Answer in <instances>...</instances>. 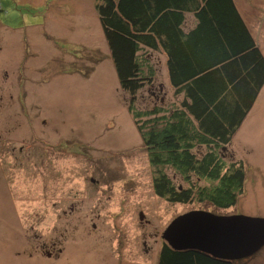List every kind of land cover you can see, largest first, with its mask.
Here are the masks:
<instances>
[{
  "label": "rangeland",
  "instance_id": "obj_1",
  "mask_svg": "<svg viewBox=\"0 0 264 264\" xmlns=\"http://www.w3.org/2000/svg\"><path fill=\"white\" fill-rule=\"evenodd\" d=\"M96 2L0 0V20L9 25L6 33L13 29L14 34H8L11 38L6 37L8 47L14 46V36L20 43V37L26 33L32 38V42L29 41L31 48L32 43L36 45L32 50H38L35 57H30L29 64L33 68L38 67L32 59L42 58L43 68L31 77L28 84L33 87L31 92L26 88V94L42 98L43 90L44 103L40 100L39 104L57 114L62 130H66L69 124L66 133L70 135L65 136L72 138L74 143V162L85 159L96 169V173L99 169L105 172L102 178L98 177L101 188H105L108 195L103 221L107 237L102 244L111 243L112 250H115L114 233L120 229L122 257L118 264H155L163 244L162 231L180 214L205 210L218 215L264 217V91L247 118L248 125L243 126L232 142L220 151L226 162L240 160L246 170L244 191L238 196L236 206L220 209L198 202L194 196L195 187L212 186L211 183L202 180L197 171L184 175L172 165H164V173L175 189L179 185L182 189H189L193 199L188 203L166 202L153 191L152 178L156 171H152L141 135L129 113L130 98L119 85L95 8ZM234 2L242 20H248L246 24L264 56V0ZM186 17L189 22L194 18L193 13H187ZM146 51L156 74L151 83L138 91L136 105L139 110L160 107L165 111L160 115L167 116L172 106L179 105L182 93H178L169 82L164 53L161 50ZM5 83L3 94H16L14 78L10 77ZM35 100V97L31 98V101ZM15 132L5 133L3 128L0 129L4 144H10L8 148L24 147V156L16 157L11 151L0 153V165H18L11 164L16 160L23 162V168L0 167V264H107L100 248L92 244L86 247L88 240L84 241V233L78 231L82 225L78 224V220L83 222L84 217L70 221L67 231L64 222H59L51 214L55 208L50 206L52 200L45 201L44 198L46 193H51L49 188L55 176L57 179L53 185L61 184L68 178L75 182L82 180L77 163L75 172L64 167L65 156L55 170L46 163L40 166L36 149L29 150L26 140L14 141ZM205 152L204 146L193 149L197 158ZM127 167L131 171L128 175ZM65 169L71 172L67 174ZM13 183H19V186L10 188ZM132 195L129 207L120 213L121 204L124 207ZM16 197L20 200L18 208L21 216L12 206L11 201ZM138 209L143 210L144 218L155 225L153 233H158V236L148 240V245L152 247L149 251L140 241L137 249L131 251V240L136 232L134 224L140 223ZM72 235L73 242L79 238L80 244L72 243L73 249H67L59 259L44 258L47 250L52 251L53 256L61 254L57 249L63 243L71 242ZM53 242L57 243L56 249L51 246ZM41 243H44L42 255L36 249V245ZM236 264H264V246L253 255L236 261Z\"/></svg>",
  "mask_w": 264,
  "mask_h": 264
},
{
  "label": "trees",
  "instance_id": "obj_2",
  "mask_svg": "<svg viewBox=\"0 0 264 264\" xmlns=\"http://www.w3.org/2000/svg\"><path fill=\"white\" fill-rule=\"evenodd\" d=\"M95 8L119 85L130 98L129 113L148 162L156 167V194L171 202L193 199L189 189L181 185L175 189L165 177L163 166L172 165L184 175L197 171L211 183L195 187L198 202L220 209L236 206L244 191L246 170L240 160L226 162L220 151L232 142L264 85V56L234 0H97ZM187 13H193L195 23L190 24ZM233 48H244L254 64L252 84L243 88L247 101L240 111L224 99L225 92H238L242 85L229 86L235 68L229 66L227 52ZM146 50L164 53L169 82L182 93L179 105L172 106L167 116L160 115L165 112L160 107L139 110L136 105L138 91L156 74ZM197 146L206 149L200 158L193 153ZM156 264L236 261L194 250L175 251L163 243Z\"/></svg>",
  "mask_w": 264,
  "mask_h": 264
},
{
  "label": "flooded vegetation",
  "instance_id": "obj_3",
  "mask_svg": "<svg viewBox=\"0 0 264 264\" xmlns=\"http://www.w3.org/2000/svg\"><path fill=\"white\" fill-rule=\"evenodd\" d=\"M8 28L9 25L0 20V129L3 128L5 130V133H13L16 131V138L14 139V141L26 140L29 150L36 149L37 160L40 166L46 163L55 170L59 167L60 163L64 161L65 156L66 159L63 162L64 167H67L75 172L77 163V167L81 169V171L78 173L82 174V180H78L77 182H75L73 179L68 178L61 184L55 183L53 185V183L57 179V176H55L54 182L51 181V187L49 188L51 190V193H46V196H44L45 201L52 200L50 202V206H53L55 208L53 209V211H51V214L56 216L59 219V222H64L67 227V231L70 221L77 218L80 219V216H83V222L78 220V224H82L78 231L84 233V241L88 240V242L86 243V247L88 244L98 246L102 253V257L107 261V264H118V261L122 257L121 230H116L114 233L115 250H112L111 243L107 244L106 246L102 244L107 237V229L103 224V221L104 216L107 213L106 205L108 202L106 203V200L108 198V195L106 193V189L103 187L101 188V180L98 177L102 178V176L105 175V172L103 169H99L96 173V169L91 167L89 165V162L85 159H78L76 163L74 162V143H72V138H66L65 136L70 135L69 133H66L69 131V124L67 125L66 130H62L59 125V118L57 117V114L50 109H44L39 104L40 100L42 103H44L43 90L42 98L40 95L36 97L26 94V88L28 89V92H31L30 88L33 87L28 84V82H31V77L33 75L36 76L37 73H35V71H39L43 68V66H41L42 58L38 57L32 59V61L36 63L38 67L33 68L29 64L30 57H35L38 50H32V48H36V45L32 43L31 48V44H29V41L32 42V38L28 37V34L26 33L20 37V43L16 42L18 37L14 36L13 38L16 39L14 46L8 47V38L6 39V37L11 38L9 35L12 36V34H14L13 29L11 28V32L6 33V30H8ZM20 56L21 58L18 59V57ZM16 60L17 62L14 63ZM9 63H11V66L9 65ZM10 77L14 78L15 80L16 94L10 93L6 95L3 94L4 89L2 87L4 84H6L5 82L10 79ZM32 97H35L36 100L31 101ZM72 137L74 138V136ZM9 145L10 144H4L2 135L0 133V153L11 151V153L16 154V157H18L19 155L24 156V153H22L24 152L23 146H12V148H8ZM12 163H17L18 165H0V167L23 168L22 161L16 160L11 162V164ZM69 169H65V173L69 174L71 172ZM152 171H156V167H152ZM165 177L170 181L166 173ZM153 179L154 178H152V180ZM13 184L10 185V188L19 186V183L14 185ZM56 184L58 185V187ZM152 187L154 193L156 194L154 190V181ZM56 188L57 191L55 190ZM111 192L112 194L114 193V191ZM133 195L130 199L126 200L127 203L124 202V207H122L123 204L120 203V213L122 210H125L127 207H129V203L132 201ZM157 196L165 200L166 202H170L173 204L178 203L171 202L169 200V197L167 196ZM11 202L14 210L18 214H20V210L18 208V206L20 205V200L18 199V197H16L15 199L13 198ZM77 206L80 207L81 211H78ZM3 208H5V206H3ZM138 210H140L138 212V217L140 214H143V219H139L140 223L134 224L136 227V232L131 240V251L137 249L139 241L147 247L146 251H149L152 249V247L148 245V240L151 239V237L158 236V233H153L155 225L152 224L151 220L144 218V211L141 209ZM72 226L75 227V225ZM24 227L26 228L25 225ZM135 236L137 237V239H134ZM55 238H58V236H56ZM73 240L74 235H72V237L70 238L71 242L67 241L66 244L63 243V245L57 249L59 252H61V254H56L53 256V252L47 250L46 256H44V258L47 257L46 259H59L67 249L68 251H71V249H73L72 243L80 244L79 238L77 242H73ZM163 243L166 242L163 240ZM56 244V242H53L51 243V246L56 249ZM43 247L44 243L36 245V249L39 253H41V255ZM18 254H20V252H18ZM29 256L31 257L32 254L29 253Z\"/></svg>",
  "mask_w": 264,
  "mask_h": 264
},
{
  "label": "water",
  "instance_id": "obj_4",
  "mask_svg": "<svg viewBox=\"0 0 264 264\" xmlns=\"http://www.w3.org/2000/svg\"><path fill=\"white\" fill-rule=\"evenodd\" d=\"M162 239L175 251L194 250L215 259L239 261L264 246V217L191 210L175 217Z\"/></svg>",
  "mask_w": 264,
  "mask_h": 264
},
{
  "label": "crops",
  "instance_id": "obj_5",
  "mask_svg": "<svg viewBox=\"0 0 264 264\" xmlns=\"http://www.w3.org/2000/svg\"><path fill=\"white\" fill-rule=\"evenodd\" d=\"M245 19H246V17H245ZM190 22H191L190 24L195 23V19L193 18V20ZM245 23H249L247 19L245 20ZM233 49H234V51L230 50V52H227L228 57H230L228 59V61L230 60L229 66L235 68V75L232 76V78H231L232 81L230 82L229 86H230V88L234 87L237 82L241 83L242 85L239 87L238 92L234 91L232 89H230L229 94H227V92H225L224 99H226L225 102H229L232 104L230 107L233 110L240 111L241 109L244 108V105L247 101L245 92L243 91V88H244L245 84H246V86H249V84H252L251 83L252 79H251L250 73L252 70V66L254 64L251 61V57L249 55V52L245 51L244 48H233ZM263 91H264V85L262 86L260 93L258 94L251 110L249 111V113L245 117L244 121L242 122L241 126L239 127V129L235 133L234 137L237 134H239L238 132L242 129L243 126L248 125L249 122L247 121V118L250 116L252 110L254 109V105H255L257 99L261 96ZM242 134H245V132Z\"/></svg>",
  "mask_w": 264,
  "mask_h": 264
},
{
  "label": "bare ground",
  "instance_id": "obj_6",
  "mask_svg": "<svg viewBox=\"0 0 264 264\" xmlns=\"http://www.w3.org/2000/svg\"><path fill=\"white\" fill-rule=\"evenodd\" d=\"M126 169H127V175H128V173H130L131 171L130 169H128V167ZM13 201H16V200H13Z\"/></svg>",
  "mask_w": 264,
  "mask_h": 264
}]
</instances>
